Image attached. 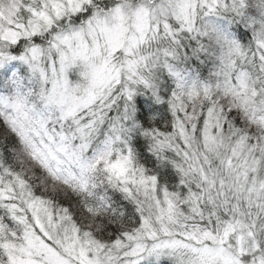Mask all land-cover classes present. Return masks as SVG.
Listing matches in <instances>:
<instances>
[{
    "label": "snow or ice",
    "instance_id": "obj_1",
    "mask_svg": "<svg viewBox=\"0 0 264 264\" xmlns=\"http://www.w3.org/2000/svg\"><path fill=\"white\" fill-rule=\"evenodd\" d=\"M0 264H264V0H0Z\"/></svg>",
    "mask_w": 264,
    "mask_h": 264
},
{
    "label": "clouds",
    "instance_id": "obj_2",
    "mask_svg": "<svg viewBox=\"0 0 264 264\" xmlns=\"http://www.w3.org/2000/svg\"><path fill=\"white\" fill-rule=\"evenodd\" d=\"M255 2H256V0H253V3H255ZM239 31L241 32V34H243V31H244L243 27H241V29H239ZM244 39H247V37L245 36ZM62 194L68 195V193H62Z\"/></svg>",
    "mask_w": 264,
    "mask_h": 264
}]
</instances>
